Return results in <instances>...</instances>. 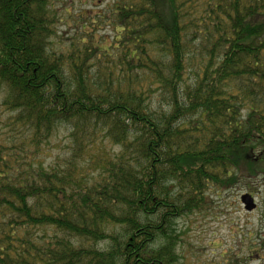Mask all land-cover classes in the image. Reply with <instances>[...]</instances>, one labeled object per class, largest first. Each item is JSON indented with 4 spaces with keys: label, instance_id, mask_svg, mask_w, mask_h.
I'll return each mask as SVG.
<instances>
[{
    "label": "trees",
    "instance_id": "1",
    "mask_svg": "<svg viewBox=\"0 0 264 264\" xmlns=\"http://www.w3.org/2000/svg\"><path fill=\"white\" fill-rule=\"evenodd\" d=\"M0 111V264H186L177 220L264 186V0H0Z\"/></svg>",
    "mask_w": 264,
    "mask_h": 264
},
{
    "label": "rangeland",
    "instance_id": "2",
    "mask_svg": "<svg viewBox=\"0 0 264 264\" xmlns=\"http://www.w3.org/2000/svg\"><path fill=\"white\" fill-rule=\"evenodd\" d=\"M89 6L83 7L90 8ZM78 7L80 6L76 1L74 8ZM63 28V22L57 23V34H60ZM106 30L107 32L102 30L98 32L111 35L110 29ZM52 46L56 48L59 44L52 40ZM4 114L0 111V119ZM5 130L0 124V133ZM67 133L66 128H59L51 138L49 145L45 147V153L41 155L45 163H52L65 156L69 146ZM105 148L110 150V153L118 150L107 143ZM241 182L221 191L219 195L212 194V203L207 209L185 215L177 220L179 235L177 249L183 262L223 264L231 255L237 254V257L243 260L242 264H264V251L261 250L259 255H248V249L253 244L258 248L260 240H264L263 181L261 178L246 180L245 182H250L249 187L245 182ZM244 193H249L254 198L256 206L251 210H246L244 203L241 202L240 198Z\"/></svg>",
    "mask_w": 264,
    "mask_h": 264
},
{
    "label": "water",
    "instance_id": "3",
    "mask_svg": "<svg viewBox=\"0 0 264 264\" xmlns=\"http://www.w3.org/2000/svg\"><path fill=\"white\" fill-rule=\"evenodd\" d=\"M240 199L241 202L244 203L246 210H251L256 206L253 196L249 193L242 194Z\"/></svg>",
    "mask_w": 264,
    "mask_h": 264
}]
</instances>
